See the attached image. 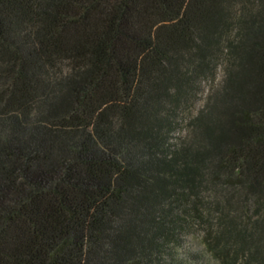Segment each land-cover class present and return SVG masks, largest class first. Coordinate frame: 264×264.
<instances>
[{"label": "trees", "instance_id": "obj_1", "mask_svg": "<svg viewBox=\"0 0 264 264\" xmlns=\"http://www.w3.org/2000/svg\"><path fill=\"white\" fill-rule=\"evenodd\" d=\"M205 257L264 264V0H0V264Z\"/></svg>", "mask_w": 264, "mask_h": 264}, {"label": "rangeland", "instance_id": "obj_2", "mask_svg": "<svg viewBox=\"0 0 264 264\" xmlns=\"http://www.w3.org/2000/svg\"><path fill=\"white\" fill-rule=\"evenodd\" d=\"M219 75H220V70H219V73H218L217 76L219 77ZM188 240H189L188 243H190L191 244L190 246H192L194 249H198V248L201 247V244H200V235L199 234H195V233L190 234L188 236ZM205 259L207 260V262H209L211 264V261H209L207 257H205ZM189 262L191 264H198L197 261L195 262V261L190 260Z\"/></svg>", "mask_w": 264, "mask_h": 264}]
</instances>
